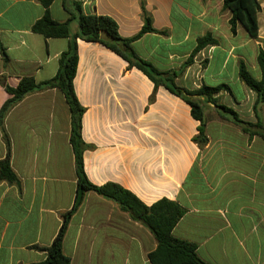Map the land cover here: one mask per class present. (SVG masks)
<instances>
[{
  "label": "crops",
  "instance_id": "0c3cea01",
  "mask_svg": "<svg viewBox=\"0 0 264 264\" xmlns=\"http://www.w3.org/2000/svg\"><path fill=\"white\" fill-rule=\"evenodd\" d=\"M86 15L113 18L123 38L137 36L145 15L157 32L132 46L161 72L179 71L198 40L218 41L203 48L176 78L190 91L226 85L217 95L240 118L257 123V95L240 79V63L258 81L264 52V0L259 36L237 24L225 0H73ZM66 0H54L52 18L66 22ZM45 14L39 0H0V79L16 88L24 77L53 79L68 38L46 39L32 28ZM78 32L77 22L71 24ZM74 86L85 108L82 137L88 179L97 186L118 184L151 206L174 201L186 213L173 230L197 246L208 264H264V139L250 137L230 115L201 99L208 144L194 137L200 122L191 107L164 86L150 100L155 84L99 42L78 40ZM10 98L0 84V110ZM264 123V103L259 105ZM11 139V166L19 179H0V264H38L57 236L63 215L77 192L75 154L70 143L71 111L57 88L34 92L12 108L5 120ZM8 153L0 128V163ZM157 242L148 228L120 206L95 192L72 216L63 251L71 264H151Z\"/></svg>",
  "mask_w": 264,
  "mask_h": 264
},
{
  "label": "trees",
  "instance_id": "16d2710c",
  "mask_svg": "<svg viewBox=\"0 0 264 264\" xmlns=\"http://www.w3.org/2000/svg\"><path fill=\"white\" fill-rule=\"evenodd\" d=\"M39 1L45 7V14L34 24L33 32L42 35L46 39L68 38L70 43L68 49L60 56L59 69L53 79L37 83L32 77H24L16 88L10 87L5 78L0 79V84L10 95V98L0 110V128L4 132V140L8 147L7 156L0 163V179L10 184L19 183V179L11 166V139L5 129L7 115L14 106L28 95L57 88L64 94L71 111L70 143L75 154L77 192L74 205L70 211L63 215L61 228L52 244L48 247L34 246V248L47 254L46 260L38 264H71V259L64 254L63 242L70 220L84 202L88 192H95L116 202L121 210L130 214L134 221L141 223L150 230L157 242L156 250L148 256L151 264H208L199 257L195 244L176 238L173 235L174 228L186 213V210L178 203L162 199L151 206H147L136 195L118 184L107 183L97 186L88 179L84 167V152L89 146L82 137V120L85 108L80 104L74 86L79 62L78 40L103 44L126 60L129 69L137 68L148 76L155 84V90L150 98L151 101L155 99L156 91L160 86H164L174 95L184 100L191 107L192 116L200 122L198 134L194 137V141L201 148L205 147L209 141L201 99H205L207 103L230 115L232 121L251 138L257 135L264 139V123L260 118L258 108L260 104L264 103V52L261 51L258 59L262 70L260 81L249 73L243 62L240 63V79L257 95L254 110L258 121L257 123H251L241 119L236 111L222 104L221 98L217 97L222 91L229 90L228 86H203L200 89L190 91L178 86L176 83V78L193 63L195 56L203 48L218 43L211 35H206L198 40V46L194 53L179 71L161 72L151 63L142 59L132 46V43L143 34L157 32L147 14L145 15V25L142 31L137 36L126 39L120 35L118 24L113 18L106 15H86L83 13L81 5L73 0L66 4L70 14V18L66 22H58L52 18L49 8L54 0ZM224 8L232 13L230 23L233 34H236L237 24L240 23L251 38H258L260 0H225ZM73 22H77L79 27L78 32L75 34L72 33L71 29Z\"/></svg>",
  "mask_w": 264,
  "mask_h": 264
},
{
  "label": "water",
  "instance_id": "95a60500",
  "mask_svg": "<svg viewBox=\"0 0 264 264\" xmlns=\"http://www.w3.org/2000/svg\"><path fill=\"white\" fill-rule=\"evenodd\" d=\"M66 2H67V4H69L70 3V0H66Z\"/></svg>",
  "mask_w": 264,
  "mask_h": 264
}]
</instances>
